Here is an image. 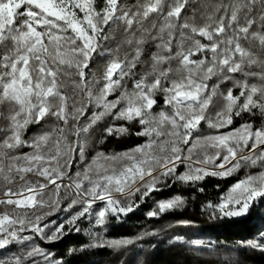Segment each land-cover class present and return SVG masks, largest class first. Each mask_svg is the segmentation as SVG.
Returning <instances> with one entry per match:
<instances>
[{
  "label": "snow or ice",
  "instance_id": "6c2138e0",
  "mask_svg": "<svg viewBox=\"0 0 264 264\" xmlns=\"http://www.w3.org/2000/svg\"><path fill=\"white\" fill-rule=\"evenodd\" d=\"M188 2L102 0L98 7L97 0H0V107H7L0 111V120L7 121L0 128V264H63L37 238L58 242L79 233L82 219L94 217L92 227L104 232L87 229L90 243L79 251H118L154 235L104 233L109 218L120 222L161 186H170L169 180L195 186L207 177L260 168L238 180L219 204L208 202L202 210L239 217L264 198V124L222 131L242 113L264 117V0H221L203 24L182 17ZM119 26L122 43L131 49L123 58L119 45L106 47ZM150 42L156 50L145 59ZM245 44H258V50ZM104 56L110 59L98 77L91 65ZM138 65L144 70L136 79ZM213 78L216 83L209 85ZM225 81H235L239 95L232 88L221 93ZM160 95L163 107L157 112ZM218 95L225 103L213 117L208 113ZM107 117L138 122L136 135L146 141L124 152H98L70 175L75 156L84 161L88 137ZM48 119L55 121L50 128L25 139L30 125ZM202 123L214 131L201 134ZM104 131L124 135L129 129L110 124ZM25 147L31 150L21 153ZM181 165L185 171L178 172ZM186 203L177 195L158 201L147 215L159 217ZM77 206L79 211L51 230L56 221L48 217ZM249 246L264 251L258 241Z\"/></svg>",
  "mask_w": 264,
  "mask_h": 264
},
{
  "label": "trees",
  "instance_id": "16d2710c",
  "mask_svg": "<svg viewBox=\"0 0 264 264\" xmlns=\"http://www.w3.org/2000/svg\"><path fill=\"white\" fill-rule=\"evenodd\" d=\"M123 2L131 5L135 4L136 0H123ZM228 2L229 0H223V3ZM100 3L102 0L97 2V4ZM220 3L221 0H189L186 10L182 11V17L187 19L189 23L203 24L206 15L212 11L215 5ZM193 9H195V15H193ZM123 40V26L114 27V39L109 40L106 47L115 49L119 45L120 56L123 58L125 52L131 51L127 45L122 43ZM245 46L258 50V44H245ZM155 50V44L150 42L146 45L144 58L148 59L151 52ZM109 59L108 56L97 57L91 65V71L95 72L98 77L101 76ZM173 66L175 67V63ZM143 70L142 65L137 66L138 75L135 77L136 79L139 78V73ZM236 79L243 80V76L236 74ZM252 82L256 81H249V83ZM214 83H216L215 78L209 81V85ZM127 86L131 89V80L128 81ZM229 88L233 89L234 95H239L240 89L235 86V81H225L221 84L219 91L226 95ZM112 98L114 96L110 97V99ZM224 103L223 95L216 96L208 114L214 117L224 107ZM158 104L159 106H154V111L158 112L163 107L162 95L158 96ZM0 111L6 113L7 107H0ZM87 115H91V109ZM246 122H251L254 126L260 127L264 124V117L260 116L258 112L256 116H251L245 112L240 117H235L233 125L222 131L239 127ZM54 123V120L48 119L40 125H30L25 133V139L47 130ZM110 124L116 127L124 126L129 129V132L124 135L113 134L109 136L104 130ZM6 125L7 121L0 120V128L6 127ZM139 131H141V126L136 121L129 124L127 121H113L111 117L105 118L95 126L88 137L89 144L85 151L84 161L81 162L79 156L76 155L69 174L74 176L77 171H81L84 165L90 162L98 152L105 154L124 152L144 143L147 137L137 136L136 133ZM213 131L207 127V124L202 123L201 134L207 135ZM2 135L3 133H0V137ZM30 150L25 147L20 149V152ZM260 170V168H242L233 176L225 178L207 177L195 186L179 182L173 184L169 180L170 186H161L162 191L153 192L145 198V201L135 211L122 217L120 222L109 218L107 231L104 233L107 238H134L143 233H154V235H145L135 244L118 251L108 248H86L79 251L82 246L90 243L86 230L95 224L94 217L91 222L87 219L78 222L81 228L79 233L72 232L55 243H46L37 238V243L45 251L55 253L56 259L63 258V264H264V251L249 246L250 241H258L260 244H264V237L261 236L264 233V198H259L253 202L249 212L239 217H222L219 213L213 215L211 210H202V207L208 202L219 204L221 197L227 196L231 187L238 180L249 173L254 174ZM183 171L185 168L181 165L178 172ZM199 188H203V192L198 191ZM177 195L186 198L185 207L166 212L159 217L147 215L156 209L158 201L167 200ZM136 200H139V196L136 197ZM69 202V200L64 201L63 206L66 207ZM101 206H96L97 211ZM75 211H79V206L68 212L61 211L48 217V221H56V225H53L51 230L54 231L56 226L67 220ZM92 230L104 232L100 226L92 227ZM178 236L183 237V240L177 241L175 238ZM193 241H202L203 243L194 244ZM209 245L211 246L209 247ZM69 249H76L77 251L69 255ZM35 259L42 260V257L38 256Z\"/></svg>",
  "mask_w": 264,
  "mask_h": 264
},
{
  "label": "rangeland",
  "instance_id": "374dc122",
  "mask_svg": "<svg viewBox=\"0 0 264 264\" xmlns=\"http://www.w3.org/2000/svg\"><path fill=\"white\" fill-rule=\"evenodd\" d=\"M99 0H97V2H98ZM99 5V7H102V3H100V4H98ZM65 182H67V181H65Z\"/></svg>",
  "mask_w": 264,
  "mask_h": 264
}]
</instances>
